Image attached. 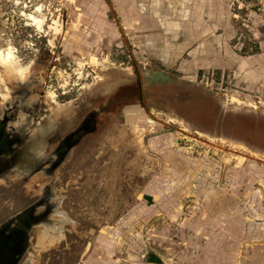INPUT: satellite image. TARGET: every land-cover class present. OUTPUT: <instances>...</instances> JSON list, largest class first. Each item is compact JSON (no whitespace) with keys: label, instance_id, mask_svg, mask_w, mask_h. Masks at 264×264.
Returning <instances> with one entry per match:
<instances>
[{"label":"rangeland","instance_id":"obj_1","mask_svg":"<svg viewBox=\"0 0 264 264\" xmlns=\"http://www.w3.org/2000/svg\"><path fill=\"white\" fill-rule=\"evenodd\" d=\"M90 1L0 0V49L14 45L32 66L23 81L0 78V121L23 84L39 90L28 102L68 123L130 81L145 78L155 91L148 107L121 112L119 130L90 142L95 153L70 157L54 175L69 224L40 264H168L157 251L172 264H242L264 244V70L243 66L264 6L231 0L234 63L189 70L183 56L165 66L139 50L119 33L113 7V32L100 29L88 19ZM33 174L0 180V223L52 180Z\"/></svg>","mask_w":264,"mask_h":264},{"label":"flooded vegetation","instance_id":"obj_2","mask_svg":"<svg viewBox=\"0 0 264 264\" xmlns=\"http://www.w3.org/2000/svg\"><path fill=\"white\" fill-rule=\"evenodd\" d=\"M28 87L23 84L15 90L0 121V180L43 172L52 180L45 181L35 199L23 209L36 205L32 208L33 214L21 220L10 216L0 223V264H40L42 252L59 246L61 228L69 223L59 212V203L53 194L58 184L53 180L54 175L63 171L70 157L95 153L86 150L90 142L97 141L103 131L119 130L121 112L136 103L148 107L155 92L147 86L146 98L142 81L135 80L133 85L130 81L101 103H94L88 109L84 107L76 121L68 123L54 109L49 114L45 103L28 102L39 94L38 89ZM204 112L202 109L198 114ZM31 225L27 234L26 228Z\"/></svg>","mask_w":264,"mask_h":264},{"label":"crops","instance_id":"obj_3","mask_svg":"<svg viewBox=\"0 0 264 264\" xmlns=\"http://www.w3.org/2000/svg\"><path fill=\"white\" fill-rule=\"evenodd\" d=\"M230 1L96 0L92 4V1L88 3L90 6L88 19L98 23L100 29L113 32V22L107 13L109 8L113 7L120 17L119 33L130 34L131 42L139 50L154 53V58L163 65L173 66L183 56L181 63L185 64L189 70H194L196 66L201 69L229 68L236 58V52L229 48L235 35L231 11L228 8ZM252 1L264 6V0ZM239 8L242 7L239 6ZM248 9L251 11L250 8ZM263 27L264 13L256 15V23L253 27L255 31H258L253 32L255 38L253 44L256 46L252 52L248 53L249 59L245 62L247 65L243 66L251 68L258 66L259 69L264 70V64H260L259 60L257 63L252 62L256 60V57L264 55V40L259 37ZM243 57L245 56H241ZM230 228L235 231L236 226L233 225ZM227 234L231 235L229 232ZM260 236L264 237V235ZM248 247L244 249L245 253L248 252ZM250 252L242 264H264V244L252 246ZM155 254L158 255L157 252Z\"/></svg>","mask_w":264,"mask_h":264},{"label":"clouds","instance_id":"obj_4","mask_svg":"<svg viewBox=\"0 0 264 264\" xmlns=\"http://www.w3.org/2000/svg\"><path fill=\"white\" fill-rule=\"evenodd\" d=\"M31 67L30 63L24 62L14 45L0 49V78L7 75L23 81L29 76Z\"/></svg>","mask_w":264,"mask_h":264},{"label":"water","instance_id":"obj_5","mask_svg":"<svg viewBox=\"0 0 264 264\" xmlns=\"http://www.w3.org/2000/svg\"><path fill=\"white\" fill-rule=\"evenodd\" d=\"M143 81H144V85H146V84H147V81H146L145 78H143ZM144 91H145L146 98H148V93H147V89H146V87H144ZM179 120H181V119H179ZM171 124H175V125H176V123H175L174 121H171ZM34 207H36V205H34V206H32L31 208H28V209L23 210L22 212L18 213L17 215H15V216L13 217L14 220H21L23 217L28 216V215H30V214H33V213H32V208H34ZM36 224H37V223H36ZM33 225H34V224H33ZM35 226H36V225H35ZM31 227H32V225H31V226H27V228H26V232H27V234H28V232L30 231ZM157 253H158V255H159V256H160V257H161L166 263H168V264H172V260H171L168 256L164 255L163 253H160L159 251H157Z\"/></svg>","mask_w":264,"mask_h":264},{"label":"bare ground","instance_id":"obj_6","mask_svg":"<svg viewBox=\"0 0 264 264\" xmlns=\"http://www.w3.org/2000/svg\"><path fill=\"white\" fill-rule=\"evenodd\" d=\"M52 97V96H51Z\"/></svg>","mask_w":264,"mask_h":264}]
</instances>
